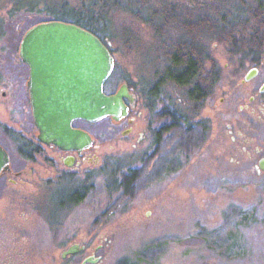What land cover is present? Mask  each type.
<instances>
[{
  "label": "rangeland",
  "instance_id": "1",
  "mask_svg": "<svg viewBox=\"0 0 264 264\" xmlns=\"http://www.w3.org/2000/svg\"><path fill=\"white\" fill-rule=\"evenodd\" d=\"M151 1L0 0V125L14 127L23 120L27 134L28 69L19 56L20 42L30 26L54 15L48 9L53 13L66 2L94 22L91 27L112 47L115 67L105 90L114 91L128 80L139 95L133 123H114L109 117L82 123L97 137L91 149L96 157L75 170L85 169L78 177L83 184L86 170L95 169L97 175L88 196L71 208L55 202L69 185L57 190L47 185L49 175L54 180L60 172L50 168L49 174L20 154L7 129L0 128V141L13 162L33 168L35 174L22 195H15L19 188L9 183L0 196V264H81L90 254L99 259L87 264H264V171L257 167L264 151H252L256 141L244 148L249 134L242 131L233 139L228 123H219L205 107L201 114L212 119L206 133L198 128L191 133L186 144H194L193 152L182 142L181 155L151 145L157 127L170 120L166 115L159 119L157 112L178 106L190 113L184 104L187 90L168 78L175 53L165 51L162 42L169 46L173 29L162 34L148 22L159 20L151 15L158 2ZM10 84L18 86L14 90ZM15 94L22 116L14 110ZM190 117L198 119L199 114ZM259 140L264 143V133ZM165 141L173 146L174 136ZM37 157L45 158L40 152ZM73 243L82 248L63 257L62 251Z\"/></svg>",
  "mask_w": 264,
  "mask_h": 264
},
{
  "label": "flooded vegetation",
  "instance_id": "2",
  "mask_svg": "<svg viewBox=\"0 0 264 264\" xmlns=\"http://www.w3.org/2000/svg\"><path fill=\"white\" fill-rule=\"evenodd\" d=\"M135 1L142 4L152 2L151 0ZM155 1L158 2L157 6L161 8L162 12L166 11V21L172 22L171 28L173 29L172 36H174V39L168 40L170 42L169 46L163 45V41V49L174 53L189 54L191 61L189 67L207 70L208 73L206 75L210 76V78H208V84L206 85L207 89H201L199 94L185 95L184 104L189 108V114L184 113L178 106H172L173 109L168 111L161 110L159 113L157 112L159 119L166 115L170 120L162 122L157 127V131L152 134L150 139L151 145L154 143V146H161V148L166 146V150H171L172 153L176 149L177 155H181L179 150L180 142L183 144L189 143L187 141L192 139L191 133L194 134L196 128L202 129V132L206 133L212 115L207 117L201 113H203V108L209 107L213 112V117H216L219 123H228L230 131L235 134L233 139H236L242 131L249 134L246 133L248 137L244 143L248 146H244V148H250L252 146L250 141L253 140L256 141V145H254L252 151L255 154L264 151V143L259 140L261 134L264 133V0ZM164 6L167 8L162 9ZM161 32L162 34H168L166 29H162ZM101 39L109 46L114 56L110 43L103 38ZM172 59L176 58L172 57ZM24 63L28 69L25 89L30 106V122L27 124V134L24 133L26 124H23V120L20 122L16 121L17 125L14 127L5 128L4 125H0V128L7 129L5 132L9 138L17 143V149L20 154L32 158V162L34 161L40 166H44L45 169H49V174L53 172L52 170L60 172L59 177L54 180L51 178L52 174H50L47 185L48 187L54 185L52 189L55 190L61 186L66 187L69 185V189L55 202L59 208L67 206L71 208L80 204L88 196L90 186L92 187L94 185L93 181L95 182L96 180L94 179L97 175V173H94L95 169H89L85 171L86 184H83V180L80 181L79 179H81V172L85 169L81 168L77 172L75 168L83 167L90 160V157H96V150L91 149L97 146V137L94 132L83 127L82 123L87 120L75 119L72 123L74 127L84 129L91 134L93 141L89 146L81 150L63 149L54 142L40 140V131L33 115L31 88L28 84V81L31 80V69L26 62ZM5 80L8 81L7 79ZM121 84L127 85L133 101L129 97H124V101L128 106V112L125 117L119 120H114L111 116L107 117L111 118L114 123H133L137 117V107L139 110V95L128 80L122 81ZM17 86L18 84L13 86L10 84L9 87L15 90ZM116 90L105 91L112 93ZM3 92L4 94L6 93L5 90ZM147 97L152 98L151 96ZM18 100V95L15 94L12 97V102L17 108L15 107L14 109L13 107L12 109L20 110L18 108ZM144 106H146V103ZM22 114L21 111V116ZM193 114L197 116L199 114V118L190 117ZM179 127L184 130L181 134L178 132ZM170 128L174 131H170ZM172 135L174 136V142L173 146L170 147L165 139ZM0 144L7 149L10 155V167L0 174V196L4 193L3 190L9 183L19 188L13 192L15 195L17 193L22 195L23 189H27L34 180V170L23 166L17 167V164L13 162L12 153L4 143L0 141ZM184 146L188 152H193L195 149L194 144L192 148L188 144ZM49 150L53 151V155ZM38 152L44 155L43 161L38 159ZM146 153L148 154V152ZM161 153L164 154V151ZM177 155L175 154V156ZM262 158H264V154L257 159V165ZM250 159H254V157ZM67 161L71 163L68 164ZM68 173L75 175L69 176ZM89 183L90 185H88ZM84 185L88 187V192L82 195L81 188ZM70 190H74V192L69 195L68 192ZM22 200L25 201L24 199Z\"/></svg>",
  "mask_w": 264,
  "mask_h": 264
},
{
  "label": "water",
  "instance_id": "3",
  "mask_svg": "<svg viewBox=\"0 0 264 264\" xmlns=\"http://www.w3.org/2000/svg\"><path fill=\"white\" fill-rule=\"evenodd\" d=\"M19 55L31 69L28 84L40 140L54 142L63 149L81 150L93 138L88 131L74 127L73 120L97 122L107 116L114 120L126 116L124 97L131 101L133 97L126 84L115 92L105 91L115 59L109 46L91 30L65 20L37 22L22 36ZM9 167V152L0 144V174ZM257 167L264 170V158ZM80 248L73 243L62 251V256ZM97 259L90 254L81 264Z\"/></svg>",
  "mask_w": 264,
  "mask_h": 264
},
{
  "label": "trees",
  "instance_id": "4",
  "mask_svg": "<svg viewBox=\"0 0 264 264\" xmlns=\"http://www.w3.org/2000/svg\"><path fill=\"white\" fill-rule=\"evenodd\" d=\"M69 3L66 2L63 5H61L59 8H57V10H53L54 12L52 13V9L50 8L47 10V12L49 14H54L53 16L50 17V19H59V20H66V19H70V21L75 22L89 30H91L92 32H94L95 34L99 35V37L103 38V36H101L100 33H98L95 29H93L91 27V24H95L92 21H89L88 19L84 18V16L79 15V11H77L75 8H70ZM114 4L117 5V3L115 2ZM51 7V6H50ZM32 7H30L31 9ZM167 8L166 6L162 7V9ZM154 11L151 13V15L156 14V16H154V18H158L159 20L157 21V24L154 23L153 19L152 20H148V22H152L155 26L156 29H158V27L162 29H169L171 28V24L172 22H167L166 18H165V13L166 11H161V8L159 6L154 7ZM70 10H73L70 12ZM154 13V14H153ZM70 17V18H69ZM153 17V16H151ZM100 22L104 21L103 24L106 26L105 23V18L104 16H100ZM68 21V20H66ZM104 30V29H102ZM174 58L176 59H170V61L173 63L170 64V66L168 67V78L171 82L176 83L178 86H181L183 88H185L187 90V94H199L201 93V89H203V85H202V80L204 81L205 85L208 84V78H210V76L206 75L208 73L207 70H203V69H198V68H190V59H189V54L187 53H175ZM207 87V86H206ZM81 192L82 195H85L88 192V187L87 186H82L81 188ZM74 192V190H70L68 192V194L70 195V193Z\"/></svg>",
  "mask_w": 264,
  "mask_h": 264
}]
</instances>
